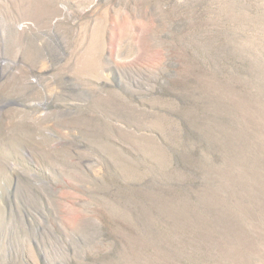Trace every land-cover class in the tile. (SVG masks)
<instances>
[{"label":"rangeland","instance_id":"374dc122","mask_svg":"<svg viewBox=\"0 0 264 264\" xmlns=\"http://www.w3.org/2000/svg\"><path fill=\"white\" fill-rule=\"evenodd\" d=\"M0 264H264V0H0Z\"/></svg>","mask_w":264,"mask_h":264}]
</instances>
